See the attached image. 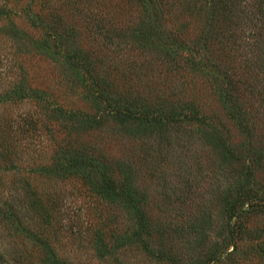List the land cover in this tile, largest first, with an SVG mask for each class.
<instances>
[{"label":"rangeland","instance_id":"1","mask_svg":"<svg viewBox=\"0 0 264 264\" xmlns=\"http://www.w3.org/2000/svg\"><path fill=\"white\" fill-rule=\"evenodd\" d=\"M90 2L99 15L97 21L70 17L67 13L57 23L46 12L50 0H0V117L15 118L35 110L41 96L48 99L50 107L60 109L54 118L47 120L53 130V134L46 132L51 144L66 142L69 140L66 132H71L74 140L78 137L77 142L110 161L113 169L125 166L142 195L141 205L154 228L152 244L169 237L176 245L175 260H158L143 253L142 247L137 251L135 246L121 243L120 234L137 225V219L125 207L101 200L90 180L76 177L52 182L32 175L33 186L51 189L56 184V190L65 197L60 207L62 222L56 225L54 235L61 255L74 264H191L195 258L203 259L204 264H264V77L254 74L259 68H251L255 72H250L242 57L235 68L238 91L227 96L236 108L250 113L248 132L222 114L209 89L202 95L208 83L200 79L196 84L188 83L187 91L181 94L175 90L167 93L176 102L198 98L200 92L197 105L206 103L200 106L202 112L211 115L216 111L223 123L217 124L214 133L207 126L187 119L167 127L139 130L137 121L113 119L108 116L106 103L91 99L89 88H98L91 75L94 73L98 78L109 75L125 90L132 104H136L139 96L142 103L153 100L158 105L161 98L155 95L160 97L163 92L159 86L162 76H156L158 67L155 72L146 71L148 60L156 62L158 58H151L150 52L147 56L144 51L130 49L126 43L128 30L138 23L137 9L123 5L120 0ZM97 22L111 31L97 33L90 27ZM67 24L68 32L63 35ZM113 34L114 42H109L107 37ZM73 47L87 55L86 76L76 70L79 65L76 59L72 65L62 54V50ZM241 55L239 52V59ZM136 62L142 66L137 72ZM125 66H129L130 75L121 74ZM177 85L176 82L174 86ZM21 87L24 92L15 94ZM218 138L231 146L235 157H240L230 167L217 147ZM253 148L261 151L259 162H251L247 157ZM31 160L33 166L50 161L49 156L37 160L35 156ZM245 175H250L248 181ZM114 177L121 182L116 172ZM243 184L245 188L252 187L261 201L258 213L248 222L251 234L242 248L228 253L231 246L224 245L227 226L224 211L228 199H235L236 189ZM2 226L0 231L5 234ZM65 226L69 229L64 230ZM111 229L117 234L112 235ZM95 236L100 239L103 251L107 247L105 253L117 250L106 254V258L99 255L90 241ZM215 250V256L209 257Z\"/></svg>","mask_w":264,"mask_h":264},{"label":"trees","instance_id":"2","mask_svg":"<svg viewBox=\"0 0 264 264\" xmlns=\"http://www.w3.org/2000/svg\"><path fill=\"white\" fill-rule=\"evenodd\" d=\"M50 2L46 12L57 23L58 20L64 19L67 13L70 17L89 18V22L98 20L99 15H96L90 0H86L85 3L83 0ZM120 2L138 10V23L128 30L129 36L126 38L130 49L134 47L144 51L146 55L150 52L153 56L151 58H158L156 62L148 60L146 71L155 72L154 68L158 67L156 76H162V83L159 86L163 92L160 97L155 96L161 98V103L155 105L156 101L150 100L145 104L140 102L141 97L137 96L136 104H132L128 95L124 93L125 90L111 80L109 75L98 78L94 77V73L91 75V81H94L98 88H89L91 99L106 103L108 116L113 119L124 122L137 121L139 130L150 126L167 127L180 124L187 119L207 126L210 133H214L217 124L223 123L219 121L216 111H212L211 115L202 112L200 106L206 103L197 105L200 92L198 98L193 96L190 100L178 99L176 102L167 93L169 90H175L176 94H181L184 90L187 91L190 85L188 83L196 84L197 79H200L206 85L208 83V88H204L202 95L209 89L222 114L233 120L245 133L248 132L250 113L236 108L227 96L238 91L235 68L243 58L250 72H255L251 68H259L254 74L264 77V0H120ZM68 27L67 24L63 28V35L68 32ZM90 27L100 34L103 30L105 32L110 30L99 26L98 22L92 23ZM69 35L71 36V33ZM113 38L114 34L107 37L109 42ZM73 48L62 50V54L71 64L76 62V59L79 64L78 67L75 66L76 70H80L86 76L89 70L85 67L87 55L80 52V49ZM239 52L242 53L241 59L238 58ZM79 54L81 57H78ZM136 63L137 72L142 66H137ZM121 74H129V66H125ZM119 82L125 84L124 81ZM176 82L178 85L174 86ZM23 92V87L14 91L15 94ZM40 98L35 110L19 114L15 118L0 117V224L4 226L2 227L5 232L3 234L0 231V264H74L71 259L61 255L59 243L54 236L56 225L62 222L63 212L60 207L65 197L56 190V184L51 189L33 186L32 175L52 182L76 177L90 180L92 189L101 200L109 205L125 207L137 219V225L130 226L125 233L120 234L121 243L126 242L127 247L133 245L137 251L142 247V252L148 256L173 262L175 260L173 248L176 246L173 240L163 237L157 244H152L154 228L146 217L141 205L142 195L133 185L129 170L125 166L113 169L110 161H106L88 145L77 142V136L74 140V134L71 132H66L69 136L66 142L51 144L52 141L46 132L50 131L53 134V130L47 120L54 118V114L60 109L52 105L50 107L48 99L43 96ZM67 113L70 114L66 111ZM71 113L76 115L74 112ZM217 140V147L222 151L225 162L228 161L227 165L232 166L240 157H235L237 154L229 144L223 142V139ZM19 147L22 148L21 151H15ZM249 152L250 156L247 157L251 162H257L262 155L261 151L255 148L249 149ZM35 156L36 160L49 156V164L33 166L30 161H33L31 157L33 159ZM26 161L30 163L27 164ZM11 171L13 173L8 175L7 173ZM114 172L121 178L120 183L114 177ZM249 177L250 175H245L244 179L248 181ZM236 193L235 199H228L224 211L227 218L224 245L231 246L227 249L228 253H234L242 248L246 237L251 234L248 222L258 213V204L261 201L254 189L245 188V184L238 187ZM65 229L69 227L65 226ZM110 232L112 235L117 234L114 229ZM10 235L14 237L13 240L9 238ZM100 236L99 232V238ZM96 238L95 236L90 241L95 246V251L104 258L106 254H112V251L117 250L110 249L105 253L107 247L103 251L98 243L100 239ZM258 248V251L261 250ZM215 252L216 250L210 252L209 257L215 256ZM204 262L200 258L190 261L191 264Z\"/></svg>","mask_w":264,"mask_h":264}]
</instances>
